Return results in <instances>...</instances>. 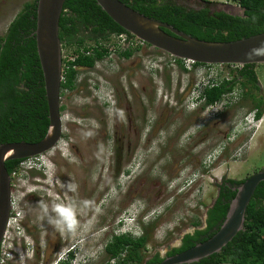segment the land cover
Instances as JSON below:
<instances>
[{"label": "rangeland", "instance_id": "obj_1", "mask_svg": "<svg viewBox=\"0 0 264 264\" xmlns=\"http://www.w3.org/2000/svg\"><path fill=\"white\" fill-rule=\"evenodd\" d=\"M31 1L0 0V36ZM175 1L194 9L234 5L228 0H204L212 6L201 0ZM62 53L68 56L67 50ZM140 54L126 60L112 53L92 69L79 71L75 89L63 100L61 135L65 137L52 152L38 158L47 166V175L33 162H29L30 170L18 166L21 172L11 193L24 217L22 234L14 224L7 229L2 259L12 260L10 264H48L77 245L76 256L81 254L84 264H102L104 245L130 223L118 222L141 210L140 219L151 210L155 213L150 217H156L149 230L147 254L159 250L163 256L169 247L178 245L182 234L192 230V223L201 222L202 227L206 207L215 198L216 183L222 177L242 180L264 169V127L256 131V125L244 121L254 104L251 99L264 102V65L255 67L259 89L247 86L245 100L228 95L238 104L202 127L213 112L185 108L196 79L219 82L229 80L236 71L222 66L223 72L213 76L200 67L187 74L177 64L165 65L167 54L153 47L145 46ZM126 93H130L127 103L144 101V97L155 101L144 103L141 129L133 123L123 125L128 116L137 121L123 101ZM113 96L120 98L119 109L112 112L109 107L106 120L99 112L98 99L112 100ZM152 106H158L157 116L161 114L156 122ZM89 114L97 119L82 120ZM224 132L229 139L221 142ZM70 140L80 157L69 149ZM204 161H210L206 172L201 166ZM50 162L52 176L48 174ZM57 206L70 210V228L56 225ZM126 209L128 214L123 215Z\"/></svg>", "mask_w": 264, "mask_h": 264}, {"label": "trees", "instance_id": "obj_2", "mask_svg": "<svg viewBox=\"0 0 264 264\" xmlns=\"http://www.w3.org/2000/svg\"><path fill=\"white\" fill-rule=\"evenodd\" d=\"M120 1L146 17L168 24L202 41L232 42L264 33V0H228L244 9L242 16H231L206 6L188 8L175 0ZM205 4L212 6L214 3L205 1ZM36 6L37 0L25 3L24 8L9 23L5 34L0 36V144L35 143L45 136L48 129V106L34 36ZM122 33L130 35L94 0H65L58 35L61 50H67L68 56L62 55L60 96L75 89L80 70L92 69L110 55V40L107 38ZM99 38L103 40L101 44ZM146 46L149 47L148 44ZM133 51V48H129L115 53L122 58H129ZM175 61L178 68L187 74L197 67L205 66L194 63L189 70L184 67L182 60ZM255 67L256 65L241 67L230 80L210 81L204 91V106H211L221 100L235 86L239 87V97L245 100L248 95L247 86L259 89ZM251 100L254 101L252 107L259 119L264 102ZM62 110L61 107L60 111ZM20 162L21 160H12L5 163L9 175L18 169ZM244 180L245 178L229 179L230 186L225 182L216 185L218 196L206 213L205 228L186 234L181 245L169 250L165 256L157 250L147 254L151 238L149 230L153 225L150 224L142 227L143 232L139 237L126 233L111 235L103 248L105 259L102 264H159L166 257L204 242L215 234L225 219L230 201L236 193L235 190L231 191V185L236 188ZM200 223L195 221L192 224L193 227H199ZM213 227L216 230L213 231ZM71 258L72 255L60 264H69ZM191 264H264V182L256 187L247 206L243 230L220 252Z\"/></svg>", "mask_w": 264, "mask_h": 264}, {"label": "water", "instance_id": "obj_3", "mask_svg": "<svg viewBox=\"0 0 264 264\" xmlns=\"http://www.w3.org/2000/svg\"><path fill=\"white\" fill-rule=\"evenodd\" d=\"M94 1L126 32L176 59L206 65H264V33L232 42L202 41L168 24L146 17L120 0ZM64 2L65 0H37L34 36L44 80L49 125L45 136L38 142L0 144V245L11 209V181L5 163L44 154L53 149L61 137L59 108L62 50L58 30ZM220 7L219 11L231 16H242L244 12V9L230 4L226 8ZM260 182H264V172L251 175L234 188L236 193L230 201L225 219L212 237L183 252L166 257L159 264H191L220 252L243 230L247 206Z\"/></svg>", "mask_w": 264, "mask_h": 264}, {"label": "clouds", "instance_id": "obj_4", "mask_svg": "<svg viewBox=\"0 0 264 264\" xmlns=\"http://www.w3.org/2000/svg\"><path fill=\"white\" fill-rule=\"evenodd\" d=\"M236 6V5H235ZM123 34V33H122ZM118 35H121V34H118ZM118 35H115V36H118ZM125 35V34H124ZM131 35V34H130ZM134 37V36H133ZM137 41H140L142 43H144L143 41L137 39L136 37H134ZM144 45L146 46V43H144ZM149 47H151L149 45ZM166 54V53H165ZM63 55V53H62ZM167 56L169 57L168 58V63H164V61H162L165 65H170V66H174V65H171V58L175 59L174 57L170 56L167 54ZM179 60H182V59H179ZM187 60V59H185ZM195 63V62H194ZM177 64V63H176ZM182 64L183 63V60H182ZM160 64H158L157 67H155L154 70H156L158 67H159ZM205 66H214V65H206V64H203ZM228 66V65H226ZM239 66V65H237ZM242 66H239V68L237 70H239ZM235 70V71H237ZM192 73H195L194 71ZM62 75V74H61ZM61 80H62V77H61ZM197 80V83H196V87H194V89L188 94V96L186 97V105H185V108L187 110H189L190 112H196L197 110H201L202 107H204L202 110H205L206 112H210L212 111L213 114L212 116H208L206 118V121L205 123L202 125V127L210 122V121H213L214 119H216V116L218 114V112H220L221 114H223V112L228 108L230 107L231 105H236L238 104L237 102H235L233 100L232 97L228 96V95H233L234 99H240L241 98L239 97L238 93H239V90L237 86H235V88L232 89L231 93H228V94H225L221 100L213 103L211 106H204V102H205V97H204V91H205V88L207 86H209V83L210 81H204L202 79H196ZM223 80V79H222ZM230 80V79H229ZM213 81V80H212ZM218 81V80H216ZM224 81V80H223ZM207 82V83H206ZM219 82H222V81H219ZM200 86V87H199ZM235 91H238L237 94H235L234 92ZM185 101V100H184ZM234 101V102H233ZM233 102V103H232ZM244 121L249 125H256L257 127L255 128L256 131L257 130H260L264 127V106H263V113L261 115V117L259 119L256 118V110L254 107L251 106V112L249 114H247L246 116H244ZM245 124V123H244ZM238 135V134H237ZM54 149V148H53ZM225 149V147H223L217 158L221 155L222 151ZM52 150V149H51ZM43 154L41 155H38V156H35L36 158V164L39 165V167L37 168L38 170H41L42 172H44V164L41 163L42 161H38V158L40 156H42ZM33 158V157H31ZM29 159V158H27ZM26 159V160H27ZM215 160V158L213 159ZM210 161H204L201 163V166L203 165V167L205 168V172H206V168H207V165L206 164H209ZM20 164V163H19ZM40 168V169H39ZM29 170L30 169H33V168H28ZM128 172V171H127ZM127 172L125 171V174H127ZM11 181V180H10ZM185 181V180H184ZM11 184V183H10ZM12 195V193H11ZM54 211L56 212L57 214V219L55 220V223L57 226H60V227H68L70 228L71 227V223H70V217H69V212L70 210L69 209H66V208H63V207H59L57 206ZM128 209L124 210L123 211V215L124 214H128L127 213ZM143 212V210L141 211H136L134 215L130 216V217H127L126 219H122V221H119V223H123V222H127L129 221V225L126 226V230L123 232V233H126V234H131L132 236L134 237H139L142 235V227H147L148 225L150 224H153L154 220H155V216L153 218H151L150 216H152L154 213H153V210H151L150 212H148L147 214H144L142 215L143 217L140 219V215L141 213ZM10 213H11V209H10ZM10 217V216H9ZM22 215L20 213V217H19V220H18V224L15 225L16 227V230H17V233L19 235L22 234ZM123 225V224H122ZM6 230H7V226H6ZM6 232V231H5ZM114 235V234H112ZM23 237V235L21 236ZM4 236H3V240L1 242V245H0V249L2 247V244H3V241H4ZM77 245H74L73 247L71 248H68L66 249V251L62 254V256L60 257V260L57 261V264H60L62 261H65L67 259L70 258V256L72 255V258L69 260V264H84V260L83 258H81V254H80V258H78L76 255V251L78 250V248H76ZM9 260V259H8Z\"/></svg>", "mask_w": 264, "mask_h": 264}, {"label": "flooded vegetation", "instance_id": "obj_5", "mask_svg": "<svg viewBox=\"0 0 264 264\" xmlns=\"http://www.w3.org/2000/svg\"><path fill=\"white\" fill-rule=\"evenodd\" d=\"M201 2H204L205 3V1L204 0H201ZM211 8V7H210ZM216 11H219V9H216ZM124 34V33H123ZM108 40H110L109 42H108V50L110 51V55L112 54V53H115L117 50H128L129 48H133V54L129 57V58H123V59H126V60H128V59H131V58H133L134 56H136V54L137 53H139L140 54V52H141V50L145 47V45H144V43H142V42H140L139 43V41H137L132 35H127V34H125V42H124V44H120L119 43V38H118V36H115V35H111V36H109L108 38H107ZM99 41H100V44L103 42V40L101 39V38H99L98 39ZM137 49V50H136ZM106 50V49H105ZM107 51V50H106ZM110 55L108 56V57H110ZM141 55V54H140ZM116 56H118L119 58H122V57H120L117 53H116ZM108 57H106V58H108ZM168 57V56H167ZM105 58V59H106ZM169 58V57H168ZM168 58L164 61V63L166 64V63H168ZM104 59V60H105ZM84 70V69H83ZM85 70H88V69H85ZM81 71V70H80ZM133 86V85H132ZM125 95V94H124ZM126 96L127 97H125V99H123V101L124 102H128L129 101V96H130V93H126ZM64 99H66V95L65 94H63L62 96H60V108L62 107L63 108V110L62 111H60V119H61V130H62V128H63V125H62V117H63V115H62V112L65 110V105H64ZM97 101V100H96ZM98 101H99V112L102 110V114H103V117H106V120H108L109 119V107H111V111L113 112H117V110L119 109L118 107H119V102H120V98H118L117 96L116 97H114L113 96V98H112V100H107V99H104V101H100L99 99H98ZM125 103V104H126ZM144 103H147V104H154L155 103V101H153V99H147V98H145L144 97V101L143 100H139L138 102H137V100H135V101H133V103H127L128 104V107H129V109L134 113L133 114V116L137 119V121L134 119L133 120V118L131 119L129 116L128 117H126V122H124L123 123V125H126V126H129V123H133L135 126H139L140 127V129L141 128H143V125H145L143 122L145 121V117L144 118H142L141 119V115H143L144 113H146V110H145V105H144ZM96 107H97V105H96ZM95 107V108H96ZM157 107L158 106H152L151 108H152V110L154 109V112H155V122L158 120V117H161V114L159 113L158 114V116H157ZM59 108V109H60ZM95 110H93V112H94ZM125 111H127V108H126V110ZM136 111H138L139 113H137ZM143 111V114H141V112ZM222 114L220 113V112H218V114H217V116H216V119H218L220 116H221ZM94 118H96V117H94V116H90V114H89V116H83L82 117V120H86V119H91V120H94ZM112 118V117H111ZM97 119V118H96ZM101 122H99V120H98V124H100ZM97 124V123H96ZM137 124V125H136ZM77 126H79V125H77ZM113 126V125H112ZM114 127V126H113ZM115 128V127H114ZM205 129V128H204ZM202 131V128L201 129H198L197 130V133H199V132H201ZM62 134V133H61ZM64 135H61V137H60V140H62V139H64ZM229 139V137H227V133L226 132H224V137L222 138V141L221 142H225V140L226 139ZM59 140V141H60ZM71 148L72 149H74V151L76 152V154L78 155V157H80V155H79V151H78V147L77 146H75V145H73L72 143H71V140H70V142H69V149L71 150ZM54 149H55V147H54ZM54 149H52V150H54ZM52 150H50V151H48V152H46V153H44V154H47V153H50V152H52ZM56 154V153H55ZM63 156V155H62ZM26 159H23V160H21V162H23V161H25ZM20 162V163H21ZM51 166V167H50ZM49 176H52V172H53V166H52V163L50 162V164H49ZM47 166L44 168V175H47ZM259 172H264V169H261ZM256 173H258V172H256ZM256 173H254V174H256ZM129 173H127V175H128ZM17 177V176H16ZM16 177L15 178H13V180H12V184H11V188H12V185L14 184V181L15 180H17L16 179ZM248 177H246L245 178V180L247 179ZM235 180V179H231V178H227V177H222L221 178V180H220V182H218V183H216V185H221L222 184V182H225V184L226 185H229V182H228V180ZM11 180V179H10ZM260 184V183H259ZM230 186V185H229ZM234 188H235V185H231V191L232 190H234ZM217 190H216V196H215V198L218 196V188H216ZM215 198L213 199V201H212V203L209 205V206H207L206 207V210H205V217H204V221H203V224H202V227H193L192 228V230L190 231V232H187V233H184V234H182L181 236H180V239H179V242H178V245L177 246H171V247H169L168 249H167V251L164 253V255L163 256H165L168 252H169V250H171V249H173V248H177V247H179L180 245H181V243H182V239L184 238V236L186 235V234H192V233H194L195 231H200V230H203L204 228H205V220H206V218H207V215H206V213L208 212V210L213 206V204H214V201H215ZM22 218H24V217H22ZM23 221V220H22ZM193 225V224H192ZM212 230L214 231V230H216V227H213L212 228ZM202 237H205V236H202ZM2 251V249H0V258H1V261H0V264H10V261L12 262V260H8L7 258H5V259H2V257H1V252ZM159 253H160V251L159 250H157ZM161 254V253H160ZM37 257H40V254H39V252H37V255H36ZM60 257L61 256H58L57 257V260H52V261H50V263H48V264H56L57 263V261L58 260H60ZM210 257V256H209Z\"/></svg>", "mask_w": 264, "mask_h": 264}, {"label": "built area", "instance_id": "obj_6", "mask_svg": "<svg viewBox=\"0 0 264 264\" xmlns=\"http://www.w3.org/2000/svg\"><path fill=\"white\" fill-rule=\"evenodd\" d=\"M118 38H119V43L120 44H124L125 42V35L124 34H121V35H118ZM140 43V41H139ZM183 63H184V67L186 69H191L194 62L191 61V60H183ZM171 65H176V61L175 59L171 58ZM222 66H226V65H214V66H200L201 68H207V70L213 75V76H218L220 75L222 72H223V69H222ZM200 67H197V70H199L198 68ZM227 67H231L232 69L230 70H237L239 68V66L237 65H228ZM217 68H220V69H217ZM207 83V82H206ZM200 87V86H199ZM29 162H33L34 164H36V158L33 157V158H29L23 162H21L19 165L20 166H27L25 168H29L30 165H29ZM32 163V164H33ZM31 168V167H30ZM20 170L19 168L17 170H14L11 175H10V179H11V184H12V180L13 178H15L16 176H19L20 174ZM10 205H11V213H10V217L8 219V222H7V229L12 225H17L18 224V220H19V217H20V212L17 211V207H16V203L13 199V196L11 195V201H10ZM7 235V230L4 234V239ZM57 264V263H56Z\"/></svg>", "mask_w": 264, "mask_h": 264}]
</instances>
